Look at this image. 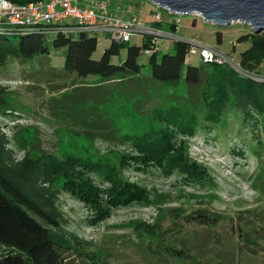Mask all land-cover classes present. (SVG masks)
<instances>
[{"label": "rangeland", "instance_id": "obj_1", "mask_svg": "<svg viewBox=\"0 0 264 264\" xmlns=\"http://www.w3.org/2000/svg\"><path fill=\"white\" fill-rule=\"evenodd\" d=\"M104 1L120 19L135 15L161 30V52L171 50L175 39L187 40L197 50L188 54L189 64L201 63L198 45L229 54L234 65L248 46L235 42L250 31V26L239 22L219 26L200 16L170 14L148 0ZM157 13L161 20L155 23ZM173 20L178 25L175 34L166 30ZM217 31L222 34L220 43ZM92 35L98 40L93 58H100L110 36ZM53 38L46 37L49 54L10 59L0 70L3 109H8L0 113V130L7 135L15 158L42 152L90 158L87 181L97 188L92 197L97 195L100 203L109 198V190L118 194L110 181L116 175L143 189L148 199L110 203L109 215L97 220L94 202L81 200L63 187L68 180L60 178L63 230L85 242L84 256L68 252L67 264H264L263 123L244 119L229 105L217 123L205 122L199 113L192 132L172 129L173 152L181 150L195 169L205 170L201 179H189L163 157H142L144 150L123 136L142 133L153 124L157 127L149 116L152 107L186 106L194 85L160 82L153 95L152 87L145 85L137 93L140 83L131 79L77 76L64 68L65 48H54ZM141 39L132 36L129 44H140ZM125 52L123 48L121 58ZM260 71L264 73V61Z\"/></svg>", "mask_w": 264, "mask_h": 264}, {"label": "trees", "instance_id": "obj_2", "mask_svg": "<svg viewBox=\"0 0 264 264\" xmlns=\"http://www.w3.org/2000/svg\"><path fill=\"white\" fill-rule=\"evenodd\" d=\"M5 1L26 5L43 0ZM65 26V23H56L15 27L0 22V70L10 59L22 61L49 54L46 37L53 36L52 46L65 48L64 68L77 76L92 74L104 80L131 79L137 85L140 83L139 88L142 85L152 87L153 95L157 94L155 89L158 90L160 82L184 81L194 85L186 106L171 104L164 109L154 106L150 115L146 111L157 127L153 124L147 131L123 136L144 150L142 157H163L168 164L185 172L189 179H201L205 170L195 169V164L189 163L181 150L173 152L172 129L192 132L199 113H203L205 122L217 123L229 105L244 119H258L264 126V73L260 71L264 61V31L253 32L250 28L235 39L236 43H248L237 62L243 73L226 62H205L201 57L199 65L189 64L187 56L194 53L190 52L191 45L184 39L173 40L172 49L161 52L159 36L151 33L140 34V44H129L131 38L122 42L110 36L100 58H93L98 44L93 32H67ZM166 26L173 34L177 32L176 21L167 22ZM216 39L219 43L222 41L221 32H216ZM123 48L126 52L121 58ZM141 57H146L145 63L141 62ZM147 81L156 84L149 85ZM139 88H135L137 93L142 91ZM4 92L5 88L0 86L2 114L8 112L3 109ZM9 143L7 135L0 130V264H67L68 252L84 256L82 245L85 242L63 230L65 219L58 207L61 188L57 182L60 178L68 180L63 187L72 190L81 200L94 202L97 220L109 215L110 203L127 205L131 201L148 200L143 189L134 188V184L116 175L111 176L114 180L110 178V181L115 184L112 187L119 189L118 194L111 188L109 198L100 203L97 195L92 197V191L96 192L97 188L91 180L87 181L86 169L93 163L90 158L42 152L36 156L25 153L16 159Z\"/></svg>", "mask_w": 264, "mask_h": 264}, {"label": "built area", "instance_id": "obj_3", "mask_svg": "<svg viewBox=\"0 0 264 264\" xmlns=\"http://www.w3.org/2000/svg\"><path fill=\"white\" fill-rule=\"evenodd\" d=\"M160 19L161 15L157 13L155 20ZM0 22L15 27L65 23L64 30L67 32H106L112 38L122 42L142 33H151L156 37L163 33L161 30L145 25L135 15L128 20L120 19L108 11V3L104 0H43L26 5H16L0 0ZM198 46L203 61L226 62L243 72L238 63L234 65L233 59L225 53L211 46ZM190 52L196 53L197 50L191 47Z\"/></svg>", "mask_w": 264, "mask_h": 264}, {"label": "water", "instance_id": "obj_4", "mask_svg": "<svg viewBox=\"0 0 264 264\" xmlns=\"http://www.w3.org/2000/svg\"><path fill=\"white\" fill-rule=\"evenodd\" d=\"M170 14L200 16L205 22L225 26L242 23L253 32L264 31V0H148Z\"/></svg>", "mask_w": 264, "mask_h": 264}, {"label": "crops", "instance_id": "obj_5", "mask_svg": "<svg viewBox=\"0 0 264 264\" xmlns=\"http://www.w3.org/2000/svg\"><path fill=\"white\" fill-rule=\"evenodd\" d=\"M108 11L110 12V13H112L111 11H110V8H109V6H108ZM113 15H116L115 13H112ZM142 23H144V24H148V21H142V20H140ZM177 29H178V27H177Z\"/></svg>", "mask_w": 264, "mask_h": 264}]
</instances>
